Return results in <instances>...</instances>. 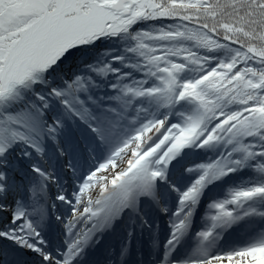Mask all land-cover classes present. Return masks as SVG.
I'll return each mask as SVG.
<instances>
[{
  "label": "snow or ice",
  "instance_id": "snow-or-ice-1",
  "mask_svg": "<svg viewBox=\"0 0 264 264\" xmlns=\"http://www.w3.org/2000/svg\"><path fill=\"white\" fill-rule=\"evenodd\" d=\"M0 264H264V0H0Z\"/></svg>",
  "mask_w": 264,
  "mask_h": 264
}]
</instances>
